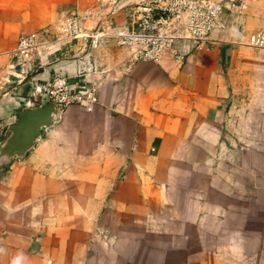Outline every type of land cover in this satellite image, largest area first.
<instances>
[{
  "label": "crops",
  "instance_id": "1",
  "mask_svg": "<svg viewBox=\"0 0 264 264\" xmlns=\"http://www.w3.org/2000/svg\"><path fill=\"white\" fill-rule=\"evenodd\" d=\"M127 3L0 0V144L26 110L13 96L21 36L86 13L100 38L96 48L73 42L43 53L40 84L86 78L99 103L59 113L26 159L0 169V264H220V236H247L250 215L235 217L244 226L229 223L236 205L264 192L261 138L231 131L229 109L264 73L250 62L264 48L249 41L264 32V0L227 3L208 46L180 44L184 60L159 62L134 61L118 45ZM249 107V125H264V98Z\"/></svg>",
  "mask_w": 264,
  "mask_h": 264
},
{
  "label": "built area",
  "instance_id": "2",
  "mask_svg": "<svg viewBox=\"0 0 264 264\" xmlns=\"http://www.w3.org/2000/svg\"><path fill=\"white\" fill-rule=\"evenodd\" d=\"M124 1L128 2L129 21L119 30L117 43L129 49L137 62H159L168 54L184 60V55L178 52L180 44L201 50L210 44L216 31L224 28L221 20L225 7L218 0H99V7L115 9ZM97 32L89 29L79 13H73L56 27L21 36L15 49L20 70L12 84L16 90L13 96L24 109L51 103L61 113L73 105L91 110L99 103L97 88L86 78L70 81L68 77L56 74L50 81L40 84L36 77L45 51L56 54L73 42L96 48L100 44ZM249 41L253 48H264V32L252 34ZM59 43L64 44L54 48ZM23 87L29 89L27 95L23 94Z\"/></svg>",
  "mask_w": 264,
  "mask_h": 264
},
{
  "label": "rangeland",
  "instance_id": "3",
  "mask_svg": "<svg viewBox=\"0 0 264 264\" xmlns=\"http://www.w3.org/2000/svg\"><path fill=\"white\" fill-rule=\"evenodd\" d=\"M223 5L227 3L233 4L239 0H218ZM82 17L87 22V25L90 29L91 25H94L98 20L95 16L90 17L86 13H82ZM259 51H262L258 53ZM259 51H253L255 53L250 57V62L254 63L253 68L255 69H264V49ZM262 53V54H261ZM254 73V71L252 72ZM247 87L241 92L239 97L235 100L236 107L233 106L229 109L230 115H232L231 120L233 119V124L230 127V130L233 132H241L244 135H248V131H256L257 139L260 137L264 139V125H254L248 123V116L254 114L252 107L250 108V101L255 99L264 98V90H255L254 85H259V83H264V73L255 75L251 77ZM9 94L8 91H3L1 99L3 96ZM10 95V94H9ZM14 98V97H13ZM257 112H262L263 109H256ZM250 128V129H249ZM253 128V129H252ZM244 140L236 141L242 143L248 142L247 136H243ZM257 140L258 143V155L256 163V172H257V182L258 184L264 185V140ZM245 146V144L243 145ZM248 180V179H246ZM258 200L256 203H253L252 200L250 203L244 202L243 204L236 205V211H234V220L229 223L230 230L232 228H237L244 226L243 222L235 220V217H238V214L250 215L249 219L245 223V230H247V236L244 237H234V236H220V264H264V192H260L258 195Z\"/></svg>",
  "mask_w": 264,
  "mask_h": 264
},
{
  "label": "water",
  "instance_id": "4",
  "mask_svg": "<svg viewBox=\"0 0 264 264\" xmlns=\"http://www.w3.org/2000/svg\"><path fill=\"white\" fill-rule=\"evenodd\" d=\"M59 119L56 107L49 103L43 107L26 109L18 121L11 125L0 144V169L15 161H22L34 150L37 142Z\"/></svg>",
  "mask_w": 264,
  "mask_h": 264
}]
</instances>
